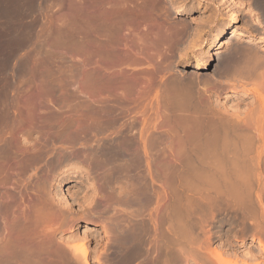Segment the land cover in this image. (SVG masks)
Here are the masks:
<instances>
[{
	"label": "bare ground",
	"instance_id": "1",
	"mask_svg": "<svg viewBox=\"0 0 264 264\" xmlns=\"http://www.w3.org/2000/svg\"><path fill=\"white\" fill-rule=\"evenodd\" d=\"M55 2V69L29 34L1 53L0 264H264V35L225 33L240 2L210 42L205 0ZM200 49L212 74L169 76Z\"/></svg>",
	"mask_w": 264,
	"mask_h": 264
},
{
	"label": "rangeland",
	"instance_id": "2",
	"mask_svg": "<svg viewBox=\"0 0 264 264\" xmlns=\"http://www.w3.org/2000/svg\"><path fill=\"white\" fill-rule=\"evenodd\" d=\"M22 1H23V3H22ZM31 1L32 0H21V4L22 5H26V6H22L21 5V8H22V10L20 11V13H18V15H16L17 13H13L12 14V17H10L11 18V22L9 21V22H3V17L2 16H0V20H2V21H0V27H1V29H0V31H2L1 33H0V35L2 34L3 36L1 37L0 36V38L2 39V40H6V42H7V38H8V42H7V46L9 47V45L11 46L12 44H13V42L14 41H16L15 39H18L20 36V38H22V37H27V35L29 34V37L30 36H32L31 38L33 39V43L35 44L36 42L38 43V45H37V43H36V46L35 45H32V47H29V48H25L26 49V54H28V56H31L30 58H31V63H38V66H39V69H42L44 66H42L41 64L42 63H44V64H46L47 65V67L48 68H53V69H55V53H53L52 54V52L54 51L55 52V27H56V23H55V21L57 22V18H55L56 17V11H57V5H55V0H34V1H32V3H31ZM36 1H38V3L36 2ZM39 1H40V3H39ZM178 3H177V2ZM208 4H209V8L204 12V14H200V13H197V14H195V15H193V17L195 18V17H200L201 15H203L204 16V19H208V21H210V23H208V22H206L205 24H207V26L206 25H204V27H206V28H204V38H205V41L207 40V42H210L211 40H212V38H213V36L215 35V34H217V33H219V31H220V29H221V27H223V26H226V25H229V23H230V17H229V15H228V11H227V9L226 8H223L221 11H220V18L221 19H218L217 18V16L219 15V11H218V9H219V7H218V5H216L217 4V2H219L218 0H205ZM238 2H240V3H238V5H236V6H238V7H235V5L233 6L234 8H236L238 11H239V15H240V20L237 22V24H234L232 27L229 25V27H227L226 29H225V33L226 32H228L229 30H231V29H233V28H235V29H243V30H245V31H247V32H249V33H251V31H253L252 33H254L255 34V36L257 37L258 35H260V36H263L264 35V29L262 28H260V27H258L257 25H253L252 23V21H254V17L255 16H253V15H250L249 13H248V7H249V5H250V7L255 11V12H257V16L258 17H260L261 19L263 18V20H264V11H259L260 9H262V10H264V8H263V5H264V1L263 0H255L256 2H255V4H254V0L252 1V2H248L247 3V0H237ZM260 1V3H262V4H260V3H258L257 4V2H259ZM33 2H35V3H33ZM45 2V3H44ZM192 2H193V0H186V1H180V0H174V4H178V5H182V7H184L185 9H188V8H190V7H192ZM214 2H216V3H214ZM44 3V4H43ZM252 3V4H251ZM12 4V3H11ZM29 4V5H28ZM31 4H33V5H31ZM35 4H41L40 6L38 5H35ZM240 4V5H239ZM34 6V9L37 11V13H36V11L35 10H33V8L31 7V10H30V7L29 6ZM44 6V9H42L43 8V6ZM262 5V7H260ZM253 6V7H252ZM255 6V7H254ZM23 7H25V8H23ZM36 7H37V9H36ZM42 7V8H41ZM56 8V9H55ZM213 8H215V9H213ZM221 8V7H220ZM23 9H24V12H22L23 11ZM42 10V11H40V10ZM217 9V10H216ZM259 9V10H258ZM172 10V9H171ZM214 10V11H213ZM257 10V11H256ZM39 11V12H38ZM227 11V12H226ZM42 12V13H41ZM39 13V14H38ZM212 13V15H209V14H211ZM248 13V14H247ZM259 13H261V14H259ZM200 14V15H199ZM208 14V15H207ZM216 14V15H215ZM1 15V14H0ZM215 15V17H213ZM40 16V18H39V22H37V20H38V17ZM209 16H211L210 18L211 19H209ZM169 17L171 18V20L170 21H179V22H181V23H188L189 25H190V22L189 21H192V19H193V17L192 16H189V17H187L186 15H175L174 13H172V12H169ZM208 17V18H207ZM251 17V18H250ZM13 18V19H12ZM44 18V19H43ZM169 18V19H170ZM56 19V20H55ZM180 20H182V21H180ZM42 21H44V22H42ZM177 21V22H178ZM184 21H187V22H184ZM211 21L213 22V23H211ZM221 21V22H220ZM229 21V22H228ZM252 23H251V22ZM2 22H3V24H2ZM31 22H34V24L33 23H31ZM8 23H10L9 25L11 26V29L8 27V28H5V26L7 25V26H9L8 25ZM33 24L32 26H31V24ZM42 23H44V24H42ZM6 24V25H5ZM17 24V25H16ZM29 24H30V26H29ZM41 24V25H40ZM249 24V25H248ZM250 24H251V26H250ZM42 25H44L43 27H42ZM211 25V26H210ZM4 26V27H3ZM191 26V25H190ZM249 26V27H248ZM255 26V27H254ZM4 29H3V28ZM42 27V28H41ZM250 27L252 28V30L250 29ZM258 27V28H257ZM13 28V29H12ZM22 28V29H21ZM189 28H191V27H189ZM6 29L8 30L7 32H6ZM40 29V30H39ZM206 29V30H205ZM5 30V31H4ZM188 32H187V35H188V38L190 37V36H192L193 35V31L191 30V29H189V30H187ZM7 34H5V33ZM190 32V33H189ZM4 33V34H3ZM23 33V34H22ZM25 33H26V35H25ZM9 34V35H8ZM20 34H22V35H20ZM18 35H20V36H18ZM24 35V36H23ZM6 36H7V38H6ZM9 36L11 37V40L9 39ZM260 36H258V37H260ZM15 37H18V38H15ZM34 37V38H33ZM257 37V38H258ZM6 38V39H5ZM12 38H15V39H13L12 40ZM43 38H44V40H43ZM42 39V40H41ZM40 40H41V42H40ZM42 43L41 44V46H43L42 48L40 47V48H38L39 47V45H40V43ZM10 43V44H9ZM15 43V42H14ZM260 44H262V43H259V44H257V45H260ZM15 46V44L13 45V46H11V47H7L6 49H4V50H0L1 52H0V62H1V59H2V56L4 55V52H6L7 51V49H9L11 52L13 51V50H16V46ZM184 47L185 46H183V48L181 47V49H180V51L183 49L184 50ZM206 47H208V45H206ZM209 47H210V45H209ZM214 48V46H211L210 48H209V50H211L212 51V49ZM11 48H13L12 50H11ZM15 48V49H14ZM228 48V49H227ZM23 48H21L20 47V49H19V47H18V49L16 50L17 52H15L14 51V54H19L18 52L20 51V52H22L23 50H22ZM223 49H224V53H227L228 51H229V46H223ZM8 50V51H9ZM19 50V51H18ZM182 50V51H183ZM3 51V52H2ZM8 51H7V53H8ZM9 51V52H10ZM181 51V52H182ZM201 51V49L199 50V51H197V54L196 55H193L192 57H189V59L188 60H184V59H179V57H178V55H175L174 57H175V59H174V65L173 66H171L170 68H169V71H171V73L169 74V76H173L174 74L175 75H193V74H195V75H210V74H212L213 73V71L215 70V68H216V66H214V65H212V66H206V67H200V66H197L196 64H197V58H196V56L198 57H200L201 59H203V58H205V56L204 55H201L200 53H198V52H200ZM1 53H2V56H1ZM51 53V54H50ZM180 53V52H179ZM6 54V53H5ZM37 54V55H36ZM4 57V56H3ZM37 57V58H36ZM35 59V60H34ZM13 59H11V61H10V63L12 62H14V61H12ZM17 61V60H16ZM15 61V63L17 64V63H19L18 61L16 62ZM33 61H35V62H33ZM180 61V62H179ZM176 62V63H175ZM179 62V63H178ZM11 63V64H12ZM172 74V75H171ZM174 75V76H175ZM11 76V75H10ZM12 77V76H11ZM14 78V77H13ZM18 77H15L14 79L17 81V80H19V78L17 79ZM39 81V78L38 77H34L33 78V80H32V83H36V82H38ZM221 93V94H220ZM226 93H228V92H225L224 90H222L221 92H219V93H211V99L212 100H214V99H216L217 101H224V102H227L228 104L227 105H232V104H235V102L237 101V99H234V98H231V97H227V96H225V94ZM220 94V95H219ZM223 94V95H222ZM227 95V94H226ZM251 96V95H250ZM249 96V98L247 99V101H249V102H251L252 100H253V96H251L250 97ZM252 98V99H251ZM251 100V101H250ZM235 101V102H234ZM64 176L63 175H59V176H57V178L58 179H62ZM71 179H75L74 177H72ZM71 189H73V187H71ZM245 241H252V237L251 236H247L246 238H245ZM218 243V240L215 242V244H217ZM255 243V242H254ZM214 244V245H215ZM256 244V243H255ZM257 245V244H256ZM241 248V247H240ZM241 249H245V245H243L242 246V248ZM255 252H256V250H255ZM263 256H264V253H263Z\"/></svg>",
	"mask_w": 264,
	"mask_h": 264
},
{
	"label": "flooded vegetation",
	"instance_id": "3",
	"mask_svg": "<svg viewBox=\"0 0 264 264\" xmlns=\"http://www.w3.org/2000/svg\"><path fill=\"white\" fill-rule=\"evenodd\" d=\"M248 1H250V2H251L252 0H247V3H248Z\"/></svg>",
	"mask_w": 264,
	"mask_h": 264
}]
</instances>
